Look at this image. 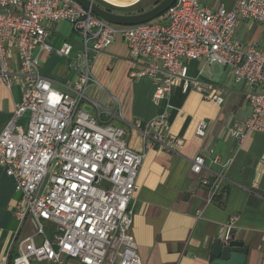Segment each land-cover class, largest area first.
<instances>
[{
	"label": "built area",
	"instance_id": "built-area-1",
	"mask_svg": "<svg viewBox=\"0 0 264 264\" xmlns=\"http://www.w3.org/2000/svg\"><path fill=\"white\" fill-rule=\"evenodd\" d=\"M246 19L264 26V0H233L231 8L215 10L200 0H176L164 20L132 26L111 24L74 0H0V78L8 88L15 83L22 87L21 100L0 132V165L19 194L14 217L19 224L28 220L34 230L17 242L12 264H63L65 257L80 264H141L131 226L145 152L129 148L124 130L113 124L119 117L117 104L106 108L87 96L95 83L91 61L120 37L139 65L129 75L153 81L151 100L155 105L164 101V106L139 130L147 149L165 146V139L174 145L182 142L168 132L170 97L177 84L183 92L204 84L189 76L187 61L205 59L208 65L228 67L235 82L246 86L250 106L248 117L230 127L240 147L253 133H264V50L245 48L235 37ZM59 21L69 22L81 37L77 53L69 40L58 47L49 41ZM10 48L16 66L10 62ZM41 51L70 60L76 80L67 90L55 88L41 74ZM205 84L203 97L222 104L215 84ZM206 129V121H200L195 133L203 137ZM212 161L220 162L216 155ZM205 162L204 156L195 155L190 171L200 174ZM226 165L201 181L208 201L219 191ZM230 231L227 225L221 239ZM6 263L7 258L0 260Z\"/></svg>",
	"mask_w": 264,
	"mask_h": 264
},
{
	"label": "crops",
	"instance_id": "crops-1",
	"mask_svg": "<svg viewBox=\"0 0 264 264\" xmlns=\"http://www.w3.org/2000/svg\"><path fill=\"white\" fill-rule=\"evenodd\" d=\"M200 2L211 10L221 5L229 9L233 4V0ZM65 22L53 26L49 41L54 47L69 39L58 32L59 25ZM235 37L245 48L251 45L264 50V26L252 20H243ZM77 43L78 48L71 43L73 53L81 49L80 42ZM9 51L10 62L16 66L15 52L12 48ZM39 61L41 74L50 78L55 88L65 91L76 80L69 59L41 51ZM138 67L125 42L117 37L92 59L90 73L95 83L87 89V96L106 108L117 104L119 117L113 119V124L124 130L129 148L145 152L136 178L131 226L141 264H214L211 246L224 236L227 225L231 228L229 236L241 240L248 249L244 264H264V133H253L240 147L230 136V127L250 114L244 98L246 86L235 82L228 67L212 69L205 59L187 61L189 76L204 84L187 92L177 84L170 97L168 132L182 142L174 145L165 139V146L155 144L147 149L139 130L157 115L164 101L159 105L152 102L154 85L150 78L129 75L130 70ZM206 82L215 84L214 90L223 95L222 104L203 97ZM21 97L19 84L8 88L0 78V132ZM200 121L207 123L203 137L195 133ZM20 123L25 125V120ZM195 155L206 160L200 174L190 171V161ZM215 155L220 164L212 161ZM222 163L227 165L220 189L208 201L209 191L201 181L211 179ZM18 197L13 179L0 165V260L7 258L10 251H15L17 242L34 231L28 220L19 224L14 217ZM63 264L80 263L65 257Z\"/></svg>",
	"mask_w": 264,
	"mask_h": 264
},
{
	"label": "water",
	"instance_id": "water-1",
	"mask_svg": "<svg viewBox=\"0 0 264 264\" xmlns=\"http://www.w3.org/2000/svg\"><path fill=\"white\" fill-rule=\"evenodd\" d=\"M74 1L89 9L95 16L111 24L132 26L150 22L165 14L176 0H161L149 9L133 14L111 12L95 3L94 0ZM86 109L88 110L89 108L86 107ZM247 253L248 249L243 245V242L230 236L225 240L220 239L215 241L211 246L212 262L214 264H244Z\"/></svg>",
	"mask_w": 264,
	"mask_h": 264
},
{
	"label": "trees",
	"instance_id": "trees-1",
	"mask_svg": "<svg viewBox=\"0 0 264 264\" xmlns=\"http://www.w3.org/2000/svg\"><path fill=\"white\" fill-rule=\"evenodd\" d=\"M159 1H161V0H140L139 2H137L136 4H134L132 6L119 7V6H123V5H118V4L112 3L115 5H118V6H114V5L110 4L111 2L107 3L103 0H94L95 3H97L101 7L105 8L111 12L123 13V14H133V13L145 11V10L151 8L152 6H154L155 4H157ZM150 22H154V21L152 20ZM117 26H120V25H117ZM14 253H15V251H13V250L10 251V253L7 256V263L6 264H12V259L14 257Z\"/></svg>",
	"mask_w": 264,
	"mask_h": 264
},
{
	"label": "rangeland",
	"instance_id": "rangeland-1",
	"mask_svg": "<svg viewBox=\"0 0 264 264\" xmlns=\"http://www.w3.org/2000/svg\"><path fill=\"white\" fill-rule=\"evenodd\" d=\"M139 1L140 0H115L114 2H111V3L123 5L121 7H128V6H132V5L136 4ZM164 17H165V14L157 17L153 21L154 22L162 21V20H164ZM58 32L62 36H66L67 38H69L68 40L73 44L74 48H78L77 42H80L81 37L78 34H76L75 32H73L72 25L69 22H65V23L59 25ZM211 66H212V69L221 68V66L218 64H212ZM51 75L53 76L54 74H51ZM90 113L92 115H95L94 109Z\"/></svg>",
	"mask_w": 264,
	"mask_h": 264
},
{
	"label": "bare ground",
	"instance_id": "bare-ground-1",
	"mask_svg": "<svg viewBox=\"0 0 264 264\" xmlns=\"http://www.w3.org/2000/svg\"><path fill=\"white\" fill-rule=\"evenodd\" d=\"M111 1H114V0H111Z\"/></svg>",
	"mask_w": 264,
	"mask_h": 264
}]
</instances>
